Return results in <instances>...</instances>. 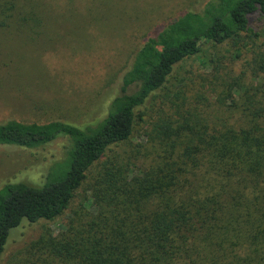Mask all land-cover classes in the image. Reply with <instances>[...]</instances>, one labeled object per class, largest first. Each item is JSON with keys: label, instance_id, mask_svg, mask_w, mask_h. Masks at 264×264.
<instances>
[{"label": "trees", "instance_id": "1", "mask_svg": "<svg viewBox=\"0 0 264 264\" xmlns=\"http://www.w3.org/2000/svg\"><path fill=\"white\" fill-rule=\"evenodd\" d=\"M13 8L15 1L0 2V25L18 18L7 19ZM258 18L264 0H209L183 12L147 36L94 122H0V145L68 139L41 183L0 187V258L10 229L61 216L89 180L62 230L32 242L39 264H264V29L251 25ZM221 45L232 48L224 66L210 55ZM194 57L212 64L210 72L179 77ZM235 60L242 63L234 73L222 72ZM164 90L173 113L160 110L149 161L116 153Z\"/></svg>", "mask_w": 264, "mask_h": 264}, {"label": "rangeland", "instance_id": "2", "mask_svg": "<svg viewBox=\"0 0 264 264\" xmlns=\"http://www.w3.org/2000/svg\"><path fill=\"white\" fill-rule=\"evenodd\" d=\"M6 1L11 2L0 0ZM12 1L17 9L5 12L7 19H14L13 14L18 18L0 25V122L60 120L81 126L105 116L111 99L119 94L122 75L148 35L185 11H201L209 0ZM251 25L254 31L264 29L260 18ZM229 46L210 50L222 66L232 63ZM233 62L222 72L238 69L242 63ZM211 67L203 65L200 57L190 58L182 63L179 77L192 75L195 80ZM134 90L132 86L128 91ZM175 90L171 87L172 95ZM165 92L148 100L145 115L137 119L131 137L115 147L116 153L149 161L154 144L150 132L163 116L160 110L173 113L168 108L173 97L165 98ZM237 118L233 113L229 121ZM67 144L66 137H58L32 149L0 145V187L18 181L41 183L48 166L63 156ZM88 182L61 216L33 223L24 219L10 229L0 264H39L32 242L47 230L52 234L62 230L72 210L81 207Z\"/></svg>", "mask_w": 264, "mask_h": 264}]
</instances>
